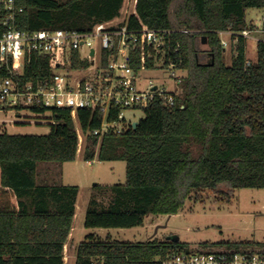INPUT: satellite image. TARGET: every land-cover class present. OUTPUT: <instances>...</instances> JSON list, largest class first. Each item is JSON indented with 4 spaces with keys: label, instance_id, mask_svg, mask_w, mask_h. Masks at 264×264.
<instances>
[{
    "label": "trees",
    "instance_id": "16d2710c",
    "mask_svg": "<svg viewBox=\"0 0 264 264\" xmlns=\"http://www.w3.org/2000/svg\"><path fill=\"white\" fill-rule=\"evenodd\" d=\"M124 2L18 0L22 11L14 25L26 31H89L119 17ZM249 8L264 9V0H137V14L150 28L177 30L170 47L171 60L185 71L180 104L156 101L136 128L102 137L93 131L103 113L92 107L77 111L83 159L126 162L125 183L98 185L106 198H90L85 227L139 226L149 215L179 213L193 193L211 190L230 199L238 188H264V40L257 42L251 60L241 38L231 46L227 64L220 35L252 30ZM5 15L0 5V16ZM128 23L138 25L135 14ZM53 65L52 54L27 52L23 81H49ZM0 75L7 72L0 69ZM33 111L49 113L48 133L0 130V264H64L76 212L78 185L38 180L40 163L76 159L78 134L71 111ZM186 246L167 238L121 241L89 234L77 245L74 264H162L163 257ZM254 246L264 242H202L197 247Z\"/></svg>",
    "mask_w": 264,
    "mask_h": 264
},
{
    "label": "built area",
    "instance_id": "2783aa9c",
    "mask_svg": "<svg viewBox=\"0 0 264 264\" xmlns=\"http://www.w3.org/2000/svg\"><path fill=\"white\" fill-rule=\"evenodd\" d=\"M18 0H0L6 12L0 16V112L15 111L14 118H2L0 124L27 123L33 108L70 109L81 151L83 134L77 111L98 108L103 121L93 133H122L133 127L135 115L126 111L145 109L156 101L165 106L179 105L185 71L171 60V38L176 29H153L144 23L133 6L131 14L137 26L120 16L101 22L89 31L67 29L26 31L16 28L15 15L22 11ZM187 33L188 30H181ZM251 30L222 31L224 48L247 41ZM54 56L53 75L44 83L23 81L27 52ZM84 63H87L86 65ZM250 61H247L249 64ZM148 72L166 77L146 80ZM43 115V114H39ZM134 128V127H133ZM162 264H264V246L208 248L177 251L161 259Z\"/></svg>",
    "mask_w": 264,
    "mask_h": 264
},
{
    "label": "rangeland",
    "instance_id": "374dc122",
    "mask_svg": "<svg viewBox=\"0 0 264 264\" xmlns=\"http://www.w3.org/2000/svg\"><path fill=\"white\" fill-rule=\"evenodd\" d=\"M134 0H126L122 17H128L133 10ZM248 25L253 27L247 39V56L249 59L256 57V44L264 40V9L249 8L246 12ZM231 47L226 49L227 64L231 62ZM166 77L159 72H148L146 80H161ZM127 117L139 121L145 116L142 109L126 111ZM15 111L0 112V119L14 118ZM27 123L0 124V130L11 134H45L50 131L49 113L43 115L28 114ZM84 140V139H83ZM78 151L76 159L70 162L40 163L39 182H51L55 167L46 168L48 164L62 166L63 175L61 184L78 185L80 188L77 206V216L74 220L75 235L68 238L66 245V262L74 264L75 248L86 239L89 234H96L106 239L121 241H143L153 237L166 238L177 236L178 240L186 243L185 250L197 249L202 242L208 243H233V242H264V188H238L230 199L224 195L208 190L198 194L193 193L185 201L184 208L173 215L153 216L145 218L139 226L128 228H87L84 225L86 206L92 196L100 200L105 199L103 190L98 185H114L125 183V161H85ZM52 166V165H51ZM54 166V165H53ZM50 171V173L48 172ZM97 184V185H96ZM106 200H104L105 202ZM245 249V248H244Z\"/></svg>",
    "mask_w": 264,
    "mask_h": 264
},
{
    "label": "crops",
    "instance_id": "0c3cea01",
    "mask_svg": "<svg viewBox=\"0 0 264 264\" xmlns=\"http://www.w3.org/2000/svg\"><path fill=\"white\" fill-rule=\"evenodd\" d=\"M125 3H126V0H125L124 5H123V7L121 9V12H124L123 10H124V7H125ZM136 3H137V0H134V3H133V6L134 7H136ZM246 42H248V40ZM48 165H50V166H46V168L51 169L52 167H55V170L54 169L53 170H50V171H53V174L51 176L52 181L51 182H47V183H50V184H52V183L61 184L60 178L63 175V173L65 174V172H63V170H62V166L57 165V164H48ZM50 171H48V172L50 173ZM62 184H64V183H62ZM64 185H69V184H64ZM79 192H80V188H79ZM78 196H79V193H78ZM77 201H78V197H77ZM87 206H88V203H87ZM87 206H86V210H87ZM77 211H78V206H77V203H76V212H75L74 220L76 219V216L78 214ZM85 214H86V212H85ZM74 220H73L72 229H71V232H70V235H69L68 238H71V237H73V235H75L76 228L74 226ZM94 235L95 236H98L96 234H94ZM66 245H67V243H66ZM66 245L64 247V264H67V262H66V255H65V253H66ZM76 248H75V254H76ZM74 262H75V260H74Z\"/></svg>",
    "mask_w": 264,
    "mask_h": 264
},
{
    "label": "water",
    "instance_id": "95a60500",
    "mask_svg": "<svg viewBox=\"0 0 264 264\" xmlns=\"http://www.w3.org/2000/svg\"><path fill=\"white\" fill-rule=\"evenodd\" d=\"M205 42V39H204ZM139 122H134L133 127L136 128L138 126ZM97 185V184H96ZM168 240H178L177 236H168L166 237Z\"/></svg>",
    "mask_w": 264,
    "mask_h": 264
}]
</instances>
